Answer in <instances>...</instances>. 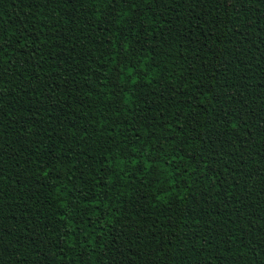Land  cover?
Listing matches in <instances>:
<instances>
[{
	"label": "trees",
	"instance_id": "trees-1",
	"mask_svg": "<svg viewBox=\"0 0 264 264\" xmlns=\"http://www.w3.org/2000/svg\"><path fill=\"white\" fill-rule=\"evenodd\" d=\"M0 264H264V0H0Z\"/></svg>",
	"mask_w": 264,
	"mask_h": 264
}]
</instances>
